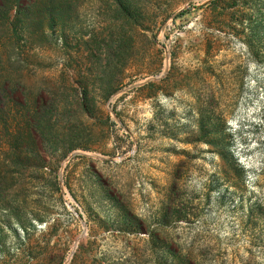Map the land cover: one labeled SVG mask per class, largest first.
I'll return each instance as SVG.
<instances>
[{"label":"rangeland","instance_id":"obj_1","mask_svg":"<svg viewBox=\"0 0 264 264\" xmlns=\"http://www.w3.org/2000/svg\"><path fill=\"white\" fill-rule=\"evenodd\" d=\"M0 4V264H264V0Z\"/></svg>","mask_w":264,"mask_h":264},{"label":"trees","instance_id":"obj_2","mask_svg":"<svg viewBox=\"0 0 264 264\" xmlns=\"http://www.w3.org/2000/svg\"><path fill=\"white\" fill-rule=\"evenodd\" d=\"M37 1H40V0H12V3H15V4L21 6V5L25 4V3H32V4H34ZM4 3L5 2H3V0H0V4L4 5ZM20 3H21V5H20Z\"/></svg>","mask_w":264,"mask_h":264}]
</instances>
